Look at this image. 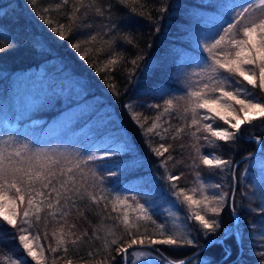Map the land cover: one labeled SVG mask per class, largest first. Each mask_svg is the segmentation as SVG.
I'll return each instance as SVG.
<instances>
[{
    "label": "snow or ice",
    "instance_id": "1",
    "mask_svg": "<svg viewBox=\"0 0 264 264\" xmlns=\"http://www.w3.org/2000/svg\"><path fill=\"white\" fill-rule=\"evenodd\" d=\"M45 2L48 6L38 8L36 15L50 26L51 32L61 40L69 39L78 32L89 33L87 39L71 43L70 47L80 53L81 59H88L93 50L97 56L108 53L105 67L111 66L109 70L112 71L125 59L116 49L124 44L135 47L132 34L121 29L124 18L118 15L119 8L127 9L129 15L152 20L148 0H39V3ZM31 3L38 7V0H31ZM168 7L165 4L158 8L161 15L156 18L157 22ZM209 7L218 10L219 14L213 22H205L202 28L197 26L193 38L199 54L179 66L183 86L166 89L162 93H147L156 99L163 95L168 98L163 100V106L159 103L147 105L149 109L157 110L158 115L144 133H155L164 140L172 130L171 119L174 117L182 121L171 137L173 141H181L178 148L171 149V146L165 147L163 143L157 148L149 144V148L157 157H163L170 150L176 151L181 157L176 161L178 167L184 164V154L191 147L186 166L194 171L197 187L186 191L178 186L183 173L171 174L166 167L167 162L175 157L162 160L161 166L165 167L166 180L175 196V200L171 201L173 207L178 211L180 205L186 203L189 209L195 208L192 215L186 218L195 223H186L184 227L187 231L177 227L175 232H171L167 223L157 224L153 219L155 212L150 200L140 202L137 195L122 196L115 187L107 186L109 183L115 184L112 178L123 175L121 162L113 161L109 165L107 161L127 154L126 140L114 146L98 147L100 155L90 152L84 156L68 149H32L29 144L9 137L7 140L0 139V220L20 233L19 243L26 256L0 257L5 264H29L28 258L35 264H48L45 250L38 244L39 237L34 242L30 235L33 229L39 231L41 222L45 227L49 223L55 225L51 232L55 246L48 249L55 257L53 264L56 260L73 264V257L68 256L69 246H73L78 255L80 246L87 245L90 249L87 252L89 259L100 257L97 264H129V253L131 264H136L141 257H150L146 264H195L187 256L170 259L157 246L204 247L196 243L200 235L213 237L206 240L208 245H224L226 240L235 237L238 244L243 246L244 238L237 220L239 213L235 202V188L239 185L229 186L223 182L229 178L224 173L231 174L230 178L235 181H239L243 174L240 177L235 175L232 158L224 159L215 152L202 151V148L218 147L219 141L235 145L241 138L243 125L264 119V0H218ZM53 11L60 12L67 23L57 21V26H52L53 20L46 19L45 14ZM159 30L157 27L156 31ZM97 44L100 46L95 47ZM84 46H89L88 50L81 52ZM15 47L12 40H0V53ZM141 59L143 57L137 55L130 61L133 66L131 72L135 71ZM92 66L95 67V64ZM165 116L169 117V127L163 128L165 135H161L157 129L162 128ZM217 120L228 127L218 126ZM140 127L143 128V125ZM189 139L191 145L184 142ZM257 139L264 154V140ZM201 166L209 171L219 170L221 182L203 183L204 179L211 177L202 176ZM261 170L264 173V165ZM207 189L215 191L208 192ZM122 191L132 192L129 188ZM260 196V206L256 211L264 218V175L261 176ZM130 202H135V207ZM225 207L231 208L233 223L217 235ZM69 217H74L73 222H69ZM97 217L103 223L93 227L91 233L88 228H78L79 218L91 224ZM147 223L154 225L155 231L150 232ZM261 226L264 227V219ZM193 231L199 235L193 236ZM157 236L162 238L157 239ZM259 239V246L264 249V231ZM100 240H103L102 248H96L95 242ZM113 249L115 255L112 254ZM224 255H231L230 247H224ZM258 255L261 264H264V251ZM117 256L121 259L117 260ZM80 260L82 264L83 257ZM201 264L209 262L202 261Z\"/></svg>",
    "mask_w": 264,
    "mask_h": 264
},
{
    "label": "trees",
    "instance_id": "2",
    "mask_svg": "<svg viewBox=\"0 0 264 264\" xmlns=\"http://www.w3.org/2000/svg\"><path fill=\"white\" fill-rule=\"evenodd\" d=\"M216 3L218 0H148L147 7L152 9L151 21L129 15L127 9L119 8L118 15L124 18L121 29L132 34L135 47L124 44L116 49L125 59L112 71L109 70L111 66L105 67L109 59L108 53L97 56L93 50L88 59H81L80 53L70 47L71 43L87 39L89 33L78 32L69 39L61 40L57 34L51 32L50 26L36 15L38 8L48 6L47 2L39 3L38 0L37 7L31 0H0V40L7 38L16 45L13 50L0 53V139L7 140L11 137L19 143L29 144L32 149H68L84 156L96 152L97 142L103 139H109L111 143L126 140L127 154L109 158L107 161L109 165L113 161H119L124 168L123 175L112 178L115 184L109 183L108 187H115L122 196L137 195L138 200L143 202L147 194L141 192L140 188L152 185L145 173L154 172L167 176L161 162L167 161L169 156L175 159L167 162L168 172L175 175L183 173L177 182L178 186L186 191L197 187L194 183V171L186 166L189 163L191 147L184 154V164L178 167L176 161L181 157L176 151L170 150L163 157H157L150 150L149 144L152 148H157L161 143L165 147L171 146V149L178 148L181 141H173L171 137L174 129L182 125V121L174 117L171 119L172 130L166 134L164 140L155 133L145 135V130L151 127L158 115L157 110L149 109L147 105L159 103L163 106V100L168 98L163 95L156 99L147 93H162L166 89L173 90L183 86V76L177 69L174 58L181 51H185L189 58L199 54L192 41L197 26L202 28L205 24L201 22L200 11L214 10L209 6ZM165 4L169 6L168 11L157 22L156 18L161 15L157 10ZM214 11L219 14L218 10ZM45 18L53 20L52 26H57V21L67 23V19L56 11L45 14ZM157 27L159 31H156ZM185 33H188V38L183 40L181 36ZM88 47H82L81 52L87 51ZM137 55L143 59L139 61L135 71L131 72L133 66L130 61ZM53 69H57L55 77L50 72ZM5 119L13 124L12 127L7 126ZM168 122L169 117H163L162 128L157 129L161 135H165L163 128L169 127ZM217 125L228 127L219 120ZM79 127L82 129L76 133L75 129ZM257 138L264 140V119L243 125L241 138L235 145L219 141L218 147L202 148V151L215 152L221 158H232L234 164L236 163L235 175L240 177L243 174L239 181H235L230 178L231 174L224 173L229 178L223 182L229 186L237 183L239 185L235 188V202L244 239L243 246H239L235 237H231L224 245H208L195 255L205 254L217 263L235 259L232 264H261L258 254L264 249L259 246V237L264 231L261 226L264 218L256 211L260 206L261 180L257 167L252 163L260 154ZM184 142L189 145L192 143L190 139ZM249 153L252 155L241 159ZM111 170L119 171L116 168ZM201 172L202 176L211 177L204 179L203 183L221 182L222 174L219 170L209 171L201 166ZM124 188H129L132 192L123 193ZM207 191L213 192L212 189ZM130 203L135 207V202ZM73 219L74 217H69V222H73ZM153 219L157 221L164 218L155 213ZM220 219L222 226L217 235L222 233L224 227L233 223L231 208L225 207ZM102 223L99 217L92 220L91 224L83 218L77 220L78 228H88L90 233L93 227H99ZM190 224L194 223L191 221ZM54 227L52 223L45 227L41 222L39 231L33 229L30 233L34 239L39 237L38 244L45 250L48 264H53L55 260L48 251L50 246H55L51 236ZM146 227L150 232L155 231V226L151 223H147ZM19 234L16 229L0 220V257L26 256L19 243ZM209 237L200 235L197 245H202ZM102 243L103 240L96 241L95 247L102 248ZM225 246L231 248L230 256L224 255ZM157 247L171 259H182L199 248L167 245ZM89 250L87 245L80 246L77 255L76 249L69 246L68 256L73 257V264H81L80 257H83L82 264H97L100 257L89 259ZM112 254L115 255V249ZM102 255L105 253L102 252ZM120 259L117 256V260ZM28 262L35 264L31 258H28ZM0 264H5V261L0 259ZM55 264H65V261L56 260Z\"/></svg>",
    "mask_w": 264,
    "mask_h": 264
},
{
    "label": "rangeland",
    "instance_id": "3",
    "mask_svg": "<svg viewBox=\"0 0 264 264\" xmlns=\"http://www.w3.org/2000/svg\"><path fill=\"white\" fill-rule=\"evenodd\" d=\"M200 13L202 14V19L201 22H207V23H211L213 22L214 18L218 15L217 12H215L214 10H210V11H200ZM183 38V40H185V38H188V33H185L181 36ZM195 44V41H192ZM196 45V44H195ZM189 57L188 55L185 54V51H181V53L177 55V57L174 58V62L177 65V69L180 72V68L179 66L185 61L187 60ZM58 68V67H57ZM50 72L53 73L54 77L57 75V69H53L50 70ZM243 115V114H242ZM5 122H9L8 120H4ZM39 120H37L38 122ZM12 123H8L7 126L10 128L12 127ZM82 128H77L75 129V132H79ZM51 134H53V132H51ZM122 141L118 142L121 143ZM118 143H111L109 139H103L101 142H97L96 144V154L100 155L101 153L99 151H97L98 147L100 146H114ZM260 145L259 141H258V146ZM261 148V145H260ZM260 151V149H259ZM137 159V158H136ZM256 167L257 170L259 171V179L261 180V176L264 175V173H262V165H264V154L261 153L254 158L253 162H252ZM247 167V166H246ZM147 168V167H146ZM159 170H161V168L159 167ZM244 171L246 172L247 169H244ZM145 176L150 180V183L152 185L150 186H142L140 188V191L147 194V198L146 200H150L152 202V207L154 208V212L156 214H159L160 216H162L164 219L163 220H155L157 224H161V223H167L169 226V231L171 232H175L177 230V227H180L181 229H183L184 231H187V228L184 227V225L186 223L190 224L191 221L187 220V217H190L192 215V212L195 210V208L193 209H189L187 204H181L179 207V210L177 211V209L175 207H173L171 201L175 200V196L173 195L172 190L170 189L168 182L166 180V176H162L159 174H156L154 172H146ZM212 191H215L214 189H212ZM183 198H181L182 200ZM145 200H143L144 202ZM173 221H175V223H173ZM193 223H195L194 221H192ZM193 236L197 235L196 231L192 232ZM32 237V236H31ZM162 237H159L158 239H160ZM210 238V237H209ZM34 239V237H33ZM208 239V238H207ZM35 242V239H34ZM170 247H175V246H170ZM150 259V257H141L138 260H136V264H146V262ZM192 260L195 261V264H201V262H209V264H232V262L235 260H228L226 263H217L215 260L211 259L210 257H208L205 254L202 255H195L191 258ZM131 254L129 253V264H131ZM242 264V263H239Z\"/></svg>",
    "mask_w": 264,
    "mask_h": 264
},
{
    "label": "water",
    "instance_id": "4",
    "mask_svg": "<svg viewBox=\"0 0 264 264\" xmlns=\"http://www.w3.org/2000/svg\"><path fill=\"white\" fill-rule=\"evenodd\" d=\"M246 156H249V155H245V156H243L241 159L245 158ZM237 220H238V222H239V216L237 217ZM219 235H220V234H219ZM210 239H213V237H210V238H208L207 240H210ZM235 239H236V238H235ZM236 243L238 244L237 240H236ZM202 245H204V247H199L198 250L195 251V254L198 253V252H200L201 250H203L205 247L208 246V244H206V241H205ZM238 245H239V244H238ZM239 246H240V245H239ZM192 256H193V253L190 254V255H188L187 257H190V258H191Z\"/></svg>",
    "mask_w": 264,
    "mask_h": 264
}]
</instances>
